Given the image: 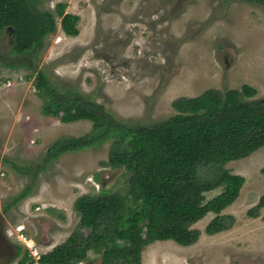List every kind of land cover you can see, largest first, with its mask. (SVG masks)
I'll list each match as a JSON object with an SVG mask.
<instances>
[{
  "label": "rangeland",
  "instance_id": "obj_1",
  "mask_svg": "<svg viewBox=\"0 0 264 264\" xmlns=\"http://www.w3.org/2000/svg\"><path fill=\"white\" fill-rule=\"evenodd\" d=\"M58 2L79 15V34H65L59 20L46 37L38 67L59 90L89 96L120 121L166 119L176 112L175 99L209 88L248 84L257 90L254 98L264 97V8L258 4L37 0V5L54 9ZM10 49V35L1 30L0 52ZM44 100L34 73L0 64V264H19L26 250L41 264L31 250L42 254L66 240L80 221L74 208L79 196L102 187L126 190L124 169L107 164L111 141L44 163L47 148L59 137H79L93 128L87 119L63 120L66 112L44 115ZM12 163L31 169L20 173ZM226 167L245 178L238 198L221 212L233 217L232 225L208 234L206 226L216 216L210 212L192 225L200 231L194 243L157 240L143 249L141 264H264V207L249 214L264 195V145ZM30 184L31 194L8 206ZM16 245L22 247L17 257ZM75 264H101V257L90 250Z\"/></svg>",
  "mask_w": 264,
  "mask_h": 264
},
{
  "label": "trees",
  "instance_id": "obj_2",
  "mask_svg": "<svg viewBox=\"0 0 264 264\" xmlns=\"http://www.w3.org/2000/svg\"><path fill=\"white\" fill-rule=\"evenodd\" d=\"M244 1L264 8V0ZM66 8V2L40 9L37 0H0V31H8L11 41L10 51L0 52V64L35 74V86L45 99L44 115L57 117L66 112L65 121L87 119L93 124L87 134L55 140L45 152L44 163L111 141L107 164L124 169L126 190L102 187L97 193L79 196L74 202L80 215L78 225L65 241L42 253L38 262L75 264L93 250L101 264H141L143 249L157 240L184 246L194 243L200 231L192 225L210 212L216 216L206 226L208 234L229 228L233 217L221 212L238 198L245 178L232 173L226 164L264 145V97L254 98L257 90L248 84L240 89L209 88L198 96L175 99L176 112L166 119L120 121L89 96L59 90L38 67L46 37L56 31L59 20L65 34H79L80 17ZM12 165L20 173L31 169L28 164ZM219 187L220 193L207 198L208 191ZM31 192L32 184L8 206ZM261 207L264 195L249 214ZM16 249L17 257L22 247L16 245ZM18 263L34 264V259L26 250Z\"/></svg>",
  "mask_w": 264,
  "mask_h": 264
},
{
  "label": "built area",
  "instance_id": "obj_3",
  "mask_svg": "<svg viewBox=\"0 0 264 264\" xmlns=\"http://www.w3.org/2000/svg\"><path fill=\"white\" fill-rule=\"evenodd\" d=\"M33 247H34V246H33ZM31 251H32V254H33V256H34V257H36V256H37L36 258H38V259H39V257H40V255H41V254H39V252H38L37 250H34V251H33V250H31Z\"/></svg>",
  "mask_w": 264,
  "mask_h": 264
}]
</instances>
